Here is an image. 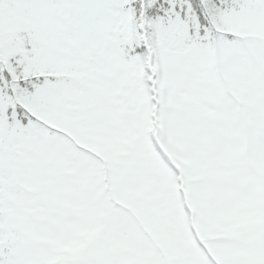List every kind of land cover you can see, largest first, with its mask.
Listing matches in <instances>:
<instances>
[{
    "label": "snow or ice",
    "instance_id": "obj_1",
    "mask_svg": "<svg viewBox=\"0 0 264 264\" xmlns=\"http://www.w3.org/2000/svg\"><path fill=\"white\" fill-rule=\"evenodd\" d=\"M0 264H264V0H0Z\"/></svg>",
    "mask_w": 264,
    "mask_h": 264
}]
</instances>
